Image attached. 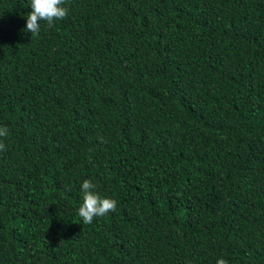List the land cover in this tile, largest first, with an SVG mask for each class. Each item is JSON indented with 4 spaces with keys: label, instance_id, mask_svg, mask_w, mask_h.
Here are the masks:
<instances>
[{
    "label": "trees",
    "instance_id": "obj_1",
    "mask_svg": "<svg viewBox=\"0 0 264 264\" xmlns=\"http://www.w3.org/2000/svg\"><path fill=\"white\" fill-rule=\"evenodd\" d=\"M63 7L0 0V264H264V0Z\"/></svg>",
    "mask_w": 264,
    "mask_h": 264
},
{
    "label": "clouds",
    "instance_id": "obj_2",
    "mask_svg": "<svg viewBox=\"0 0 264 264\" xmlns=\"http://www.w3.org/2000/svg\"><path fill=\"white\" fill-rule=\"evenodd\" d=\"M66 0H30L31 11L26 17V31L31 36L40 32V22L46 21L48 27H52L54 22L62 20L67 16L68 9L63 7ZM9 136V129L0 126V151L6 150L3 142ZM95 185L85 179L81 185L83 193L82 203L78 208V215L83 224H91L96 217L106 216L116 210L117 201L111 198H102L94 191ZM216 264H229L223 257L216 260Z\"/></svg>",
    "mask_w": 264,
    "mask_h": 264
}]
</instances>
